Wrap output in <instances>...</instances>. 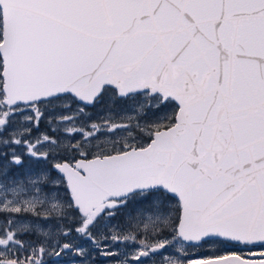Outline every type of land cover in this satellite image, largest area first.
I'll return each mask as SVG.
<instances>
[{
  "label": "snow or ice",
  "instance_id": "1",
  "mask_svg": "<svg viewBox=\"0 0 264 264\" xmlns=\"http://www.w3.org/2000/svg\"><path fill=\"white\" fill-rule=\"evenodd\" d=\"M0 264H264V0H0Z\"/></svg>",
  "mask_w": 264,
  "mask_h": 264
}]
</instances>
